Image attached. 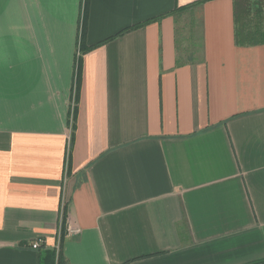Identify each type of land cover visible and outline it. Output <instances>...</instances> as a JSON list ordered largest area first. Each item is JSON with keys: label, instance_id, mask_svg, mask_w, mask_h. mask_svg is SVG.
Here are the masks:
<instances>
[{"label": "crops", "instance_id": "0c3cea01", "mask_svg": "<svg viewBox=\"0 0 264 264\" xmlns=\"http://www.w3.org/2000/svg\"><path fill=\"white\" fill-rule=\"evenodd\" d=\"M52 262H264L233 0H0V264Z\"/></svg>", "mask_w": 264, "mask_h": 264}, {"label": "trees", "instance_id": "16d2710c", "mask_svg": "<svg viewBox=\"0 0 264 264\" xmlns=\"http://www.w3.org/2000/svg\"><path fill=\"white\" fill-rule=\"evenodd\" d=\"M206 1V0H202ZM235 21V42L239 46L264 44V0H233ZM135 26L126 28L130 30ZM123 33L120 32V34ZM111 38L89 48L96 47ZM51 264H54L53 262ZM264 264V262L254 263Z\"/></svg>", "mask_w": 264, "mask_h": 264}, {"label": "built area", "instance_id": "2783aa9c", "mask_svg": "<svg viewBox=\"0 0 264 264\" xmlns=\"http://www.w3.org/2000/svg\"><path fill=\"white\" fill-rule=\"evenodd\" d=\"M41 242H42L41 240H39V241H36V242H34V243H33V245H32V246H33L34 248H38V247H40V245H41Z\"/></svg>", "mask_w": 264, "mask_h": 264}]
</instances>
